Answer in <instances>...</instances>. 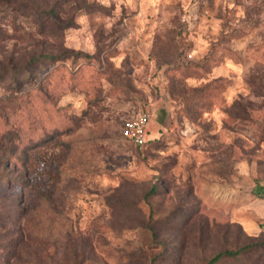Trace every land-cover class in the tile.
<instances>
[{
  "label": "rangeland",
  "instance_id": "rangeland-1",
  "mask_svg": "<svg viewBox=\"0 0 264 264\" xmlns=\"http://www.w3.org/2000/svg\"><path fill=\"white\" fill-rule=\"evenodd\" d=\"M0 158V264L264 262V0H0Z\"/></svg>",
  "mask_w": 264,
  "mask_h": 264
},
{
  "label": "trees",
  "instance_id": "trees-1",
  "mask_svg": "<svg viewBox=\"0 0 264 264\" xmlns=\"http://www.w3.org/2000/svg\"><path fill=\"white\" fill-rule=\"evenodd\" d=\"M67 27H69V26H67ZM212 52H214V50L213 51H211V53ZM222 52H223V54H224V56L226 57V58H230V59H232V60H234V61H241V57H242V53L240 52V51H238V50H235V49H233V48H231V47H227V46H224L223 48H222ZM209 54L208 55V57H207V62H208V60L210 61V58H211V56H212V54ZM81 55H79V56H81V57H85V58H87V59H96V56H94V55H90V54H85V53H80ZM53 58V60H55V57H52ZM98 59V58H97ZM58 61V60H57ZM206 63H202V64H198V63H195V64H191V65H189L190 67H192V68H200V69H203L206 65H205ZM220 64L219 63H217V64H215L213 67H215V66H219ZM213 69V68H212ZM47 74H50V73H47ZM219 81H221L220 79H215V80H213V81H209L208 83H207V86L205 87V88H203V89H200L196 94H195V96H211L212 95V87L214 86V84L216 83V82H219ZM15 83H13V86L15 87L16 86V84H17V80H15L14 81ZM216 105V104H215ZM9 153H14V151H12L11 150V148L9 149V151H8ZM2 160H4V159H2ZM0 161H1V158H0ZM3 162V161H2ZM4 162H6L5 160H4ZM261 246H264V242L262 243V245ZM255 247V249H256V247H257V244H254V243H250V244H247V245H244V246H242V247H239V248H236V249H230V248H228V249H225V250H223V251H221V252H219V253H217V254H215L210 260H209V262L207 263V264H218V263H220V262H222L223 260H237V259H240L241 258V256H243V255H246V254H248L249 252H251L252 250H253V248ZM259 258H263L264 259V254H260L259 255ZM7 264H9L10 262H9V260L6 262ZM257 264H264V262H262V263H257Z\"/></svg>",
  "mask_w": 264,
  "mask_h": 264
},
{
  "label": "built area",
  "instance_id": "built-area-1",
  "mask_svg": "<svg viewBox=\"0 0 264 264\" xmlns=\"http://www.w3.org/2000/svg\"><path fill=\"white\" fill-rule=\"evenodd\" d=\"M192 58V55H188ZM152 121V112L141 111L134 118L126 121L123 134L134 145L144 147L149 142V130Z\"/></svg>",
  "mask_w": 264,
  "mask_h": 264
},
{
  "label": "crops",
  "instance_id": "crops-1",
  "mask_svg": "<svg viewBox=\"0 0 264 264\" xmlns=\"http://www.w3.org/2000/svg\"><path fill=\"white\" fill-rule=\"evenodd\" d=\"M152 121H153V120H152ZM152 121H151V124H150V125L153 127V122H152Z\"/></svg>",
  "mask_w": 264,
  "mask_h": 264
}]
</instances>
